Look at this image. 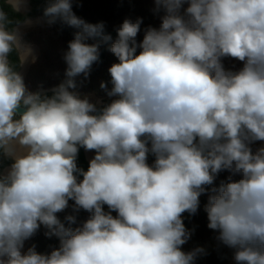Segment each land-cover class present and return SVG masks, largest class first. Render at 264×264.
I'll return each mask as SVG.
<instances>
[{
  "label": "clouds",
  "instance_id": "1",
  "mask_svg": "<svg viewBox=\"0 0 264 264\" xmlns=\"http://www.w3.org/2000/svg\"><path fill=\"white\" fill-rule=\"evenodd\" d=\"M74 2L43 9L48 26L77 31L65 79L35 91L19 71L38 60L21 31L33 21L0 6V264H196L208 253L182 250L194 232L183 214L195 215L202 195L207 227L234 264H264V0H153L159 27L139 40L142 18H125L113 40ZM101 43L117 62L111 88L100 83L115 99L98 106L78 89ZM224 58L242 67L226 69ZM81 148L95 153L87 170ZM41 227L59 246L22 251Z\"/></svg>",
  "mask_w": 264,
  "mask_h": 264
},
{
  "label": "trees",
  "instance_id": "2",
  "mask_svg": "<svg viewBox=\"0 0 264 264\" xmlns=\"http://www.w3.org/2000/svg\"><path fill=\"white\" fill-rule=\"evenodd\" d=\"M104 2H95L93 4H89L87 13L84 15L80 12V10H73L74 13L86 20L89 23H97L99 21H105L104 16L100 15L101 8L103 7ZM121 4H123V7L121 8V13L127 14L129 11L130 14L128 16H120L122 19L125 18H131L132 20H135L137 17L142 18L143 23L141 25V32L138 34V40L142 39L143 37V29L152 26V27H159L160 19L158 15L153 14V7L154 4H148L144 0H122ZM121 4H118L122 6ZM115 5V3H114ZM145 7V9H143ZM136 8V12L133 14L132 9ZM141 8V9H139ZM133 14V16H130ZM112 20V18H111ZM106 22V21H105ZM106 31L110 33L113 37V40L116 37V33L114 31V28L109 27L108 24ZM77 31V29H74L72 27H68L66 25H61L60 23L56 24V28L54 30L53 36L49 38L47 42H45L43 45L40 46V56L39 60L35 63L33 66L31 72L37 73L39 76L35 80V83H37L39 86L43 85V88H47L48 85L43 84L44 79L42 77V74H44V67L48 66L50 57L47 56L50 51H54L58 49L57 58V64H53L52 68H54L57 71V77L59 82H62L64 77V72L66 69V64L63 60V56L59 55V50L62 48L68 47L69 41H71L74 38V33ZM60 42L62 46L57 47V43ZM87 43H96L98 42L96 39H89L86 41ZM109 44L101 43L100 45V62L96 63L92 66V70L90 73L89 78L84 82V84L78 89L81 93L87 94V93H94V98L103 97L106 96L103 90L100 89V83L101 81H104L108 84V87L111 88V77L108 72V68L115 62H117L116 57L108 50ZM57 51V50H56ZM46 52V56H45ZM40 60H43V62H40ZM45 62V63H44ZM223 63L225 65L226 69H229L230 67L234 70H238L240 67H242L241 62L236 61L232 58H224ZM238 63L239 66H234L233 64ZM51 67V64H49ZM237 65V64H236ZM49 67V66H48ZM83 76L78 77L77 81L83 80ZM227 176V173H221L219 177L216 180V184L218 185L219 182ZM73 202L70 201L69 204L71 205ZM207 203V195H202L200 197V208L198 209L197 213L195 215L190 216L187 212L183 214L184 216V223L185 226L188 229H194L193 235L191 236V239L182 246V250L184 251H190L193 248L197 246H202L207 250V255L202 256L197 259L196 264H234V261L232 259V250L220 245L218 241H216L215 236L217 233H215L213 230L208 229L207 227V214L204 211V205ZM105 210H107V206H105ZM71 213V207L67 209L65 212L58 213L59 218L63 221L64 217ZM114 216L116 213H112ZM87 213L81 211L78 216V223L80 221H83L87 217ZM78 225H73V227H76ZM44 229L41 227V229L28 241L25 242V251L35 245L36 251L39 253H50L53 248H56L59 246V240L56 237L47 238L44 235Z\"/></svg>",
  "mask_w": 264,
  "mask_h": 264
},
{
  "label": "flooded vegetation",
  "instance_id": "3",
  "mask_svg": "<svg viewBox=\"0 0 264 264\" xmlns=\"http://www.w3.org/2000/svg\"><path fill=\"white\" fill-rule=\"evenodd\" d=\"M103 1L104 0H75V2L73 4V10H80V12L85 15L87 13L89 4H93L95 2H102L103 3ZM116 1H118V0H116ZM48 2H49V0H27L26 9L22 7V9L19 13H12L9 6L6 3H4V0H0V6H3L4 10L9 13V15L12 19L23 20L25 18H28V19H31L33 21L31 26L22 27L21 31L25 33L24 39L32 45L35 53H37V50L39 51L38 57L40 55V45L35 44L34 40H39L38 38L41 35L43 36V34H45V33H47L48 36L53 35L54 30L56 28V24L53 26H48L46 23L43 22V19H42L43 18V9L45 8V6L47 5ZM37 21H39V22H37ZM35 45L38 47H36ZM11 59L13 60V62L16 61L15 53L12 54ZM34 65L35 64L29 63V64H26L24 67L19 69V71H21L22 74L24 75L25 82L29 86V88H30V86H32V87L38 86V84L35 82H33V83L28 82V80H30V79L36 80L38 78L37 75L34 77V75L31 72ZM50 88L51 87L44 88V89H50ZM38 89L39 88H37V87L36 88L35 87L30 88V90H33V91L38 90ZM50 94L51 93H49V95ZM94 99L98 102V106H103V105L111 102L110 98L107 96L98 97V98H94ZM94 155H95L94 152L85 151L83 148H81L79 150V154H78V158H77L78 167L83 168L84 170H87L89 161L93 158ZM154 159H155L154 156H152L150 154L148 157V163L151 165L154 162ZM8 164H10V161H7V160L4 161L5 167H7ZM81 179H82V177H81Z\"/></svg>",
  "mask_w": 264,
  "mask_h": 264
},
{
  "label": "rangeland",
  "instance_id": "4",
  "mask_svg": "<svg viewBox=\"0 0 264 264\" xmlns=\"http://www.w3.org/2000/svg\"><path fill=\"white\" fill-rule=\"evenodd\" d=\"M144 1L146 3H148V4H151V5L153 4V0H144ZM103 2H104V4H103V7L101 8L100 15L104 16L106 24H108L109 27H111V28H114L115 26H118L119 24H121L123 22L124 19H122V17H120V16H128L130 14L129 11L127 12V14L121 13L122 12L121 8L123 7V4H121L122 0H118V1H116V0H104ZM114 3H115V5H114ZM118 4H121L122 6H120ZM139 9H141V8H139ZM143 9H145V7ZM132 11H133V14H134L136 12V8H133ZM133 14H131L130 16H133ZM111 18H112V20H111ZM52 36L53 35L48 36V34L45 33V34H43V36L41 35L38 38L39 40H34V42H35V44H39L41 46L45 42L49 41L48 39L51 38ZM60 46H62V44L60 42H58L57 43V47H60ZM36 47H38V46H36ZM56 50L50 51V53L47 54V56L50 57L49 59H51V61L48 60L49 64H51V67H50L49 64H48L49 67L45 66L44 67V74H42V77L44 79L43 84H46V85H48V87H51V88L53 86H56L59 83H61V82L58 81L60 79H58V77H57V74H56L57 71L54 68H52L53 64H57V61H58L57 59H54L55 57L57 58V54H58V49H56ZM66 50L67 49L65 47L62 48L61 50H59V55L63 56V54H64V52ZM40 51H41V49H40ZM35 54L38 57L39 51L37 50V53H35ZM45 56H46V52H45ZM38 60H39V57H38ZM40 62H43V60H40ZM236 64H233V65L234 66H239L238 63H236ZM229 69L234 70L233 67L232 68L230 67ZM32 74L34 75V77L36 75L39 76L37 73L35 74V72H32ZM34 80L35 79H30V80H28V82L29 83H33V82H35ZM33 87L39 88V85L38 86H33ZM33 87L30 86V88H33ZM111 99H115V97L110 98V100ZM259 146H260V142H257L255 145H253V148L255 149L256 147H259ZM24 250H25V247H24V249L22 251H24Z\"/></svg>",
  "mask_w": 264,
  "mask_h": 264
}]
</instances>
